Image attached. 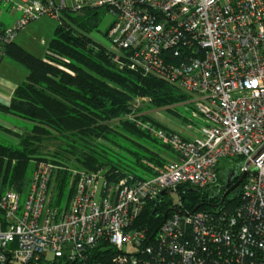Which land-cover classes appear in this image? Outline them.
<instances>
[{
  "label": "built area",
  "instance_id": "1",
  "mask_svg": "<svg viewBox=\"0 0 264 264\" xmlns=\"http://www.w3.org/2000/svg\"><path fill=\"white\" fill-rule=\"evenodd\" d=\"M6 6L19 17L1 44L43 16L59 23L63 10L105 9L107 28L91 36L119 64L186 93L198 121L161 126L132 112L174 159L143 180L72 170L60 212L50 207L56 167L37 163L22 191H0V264H264V0H0ZM229 170L244 176L232 210L173 202L184 187L221 192L218 172ZM163 199L174 205L168 218L154 231L134 227Z\"/></svg>",
  "mask_w": 264,
  "mask_h": 264
},
{
  "label": "trees",
  "instance_id": "2",
  "mask_svg": "<svg viewBox=\"0 0 264 264\" xmlns=\"http://www.w3.org/2000/svg\"><path fill=\"white\" fill-rule=\"evenodd\" d=\"M103 16L105 9L102 8L79 12L63 10L43 58L32 55L13 41L0 43L4 53L28 71L26 79L16 87L10 104L0 109L32 123L21 133L7 130L16 137L15 144L0 141V191L5 188L22 191L33 164L47 162L57 166L50 207L60 212L67 208L74 192L70 158L78 168L74 170L104 169V177L112 182L127 177L143 180L154 176L156 171L146 162L163 165L158 152L163 147L161 142L136 127L133 121L122 120L118 126L112 122L127 115L131 102L137 97H146L155 108H162L177 104L188 95L170 83L130 70L115 61V54L91 36L92 32L99 31ZM148 117L146 120H151ZM144 138L156 144V150L140 142ZM56 140L64 146L46 152L48 158L42 146ZM105 142L124 155L106 148ZM218 182L224 183L220 172ZM176 193L188 211L216 213L232 210L240 204L238 190L226 197L222 192L209 193L192 187H184ZM64 201L66 205L62 207ZM173 208L171 200L164 199L156 206L149 205L138 216L134 227L154 231L164 216H170Z\"/></svg>",
  "mask_w": 264,
  "mask_h": 264
},
{
  "label": "rangeland",
  "instance_id": "3",
  "mask_svg": "<svg viewBox=\"0 0 264 264\" xmlns=\"http://www.w3.org/2000/svg\"><path fill=\"white\" fill-rule=\"evenodd\" d=\"M110 19H111V17L108 15L103 16V19H101L99 26H98L99 34L104 32V30L107 28V25H108V22ZM57 25H58V22L55 19H51V18L46 17V16H43L37 20L31 21L30 23L25 25L24 28H22L21 30H19L17 32V34L20 35V37H21L20 43L22 44V46L24 47V49L27 52H29L32 55L39 57V58L43 57L46 53L48 42L53 38L54 30H55ZM187 100H188V98L185 97L184 100H182L181 102H179L177 104L169 105V106L162 107V108H155L151 104L150 99H148L146 97L145 98L137 97L131 102L130 111L127 113V115H124L122 117V119L117 118L116 120H114L112 122V124L114 126H118L119 125L118 123L122 120L131 121L129 118V115L132 112L135 113V118H137V119L141 118L142 120H146L147 117L149 116L148 117L149 119H151L155 124H157V123L161 124V126H163V124L166 123V121H165L166 119H168L169 121H171L173 119L179 120V121H184L190 117V118H192V120L194 122H197L198 120L193 119L191 114H195L198 116V113L196 112L195 107L191 103H187ZM13 116H12V118L10 117V122L12 123L13 126H16L18 128V129L16 128L17 133H21V131H23L24 129H29L31 127V125H32L31 122L24 120V119H21L17 116H14V117ZM3 133H4V136L0 137V141L6 142V143H11V144L12 143L15 144L17 142L16 137H14L10 133H8L7 130H4ZM140 142H143L144 144H146L150 148H154L153 151L156 150V148L154 146H157V145L156 144L152 145L151 144L152 142L147 140L146 138L140 140ZM161 144L163 145V147H161V149H159L158 152L164 160L163 165L162 166H156V165H153V164L148 163V162L145 163V164H148L149 166H151L154 171H157L158 169L166 166L168 163H170L174 159V156H173L170 148L163 143H161ZM103 145L106 148H108L109 150H111L112 152H114L115 154H118L121 156L124 155L121 150H119L117 147L113 146L112 144L105 142V143H103ZM61 146H64V144L61 141L56 140V141H51V142H45L44 145L42 146V150L44 151V153L53 152ZM46 156L48 157L49 154H47ZM236 162H237L236 159L233 160L232 162L222 160L219 162V165L221 168H224L226 166L235 165ZM69 165H70L69 169H72V170L78 169L77 166L74 164L73 158H70V164ZM35 166H36V163L33 164L32 168L30 170L29 176L34 171ZM55 167L57 168V166H55ZM102 170H103V173L106 172V170H104V169H102ZM223 173L224 172L221 171V178H222V180H225V175ZM70 174H71V181L73 183L72 186L74 188L75 179L72 176V172H70ZM54 189H55V178L53 177V187L51 190V197H50L51 201L54 197ZM170 196L172 197L173 202L176 203L177 202V195L175 193L171 192ZM62 205H63L62 207H64L66 205V202L64 201V203Z\"/></svg>",
  "mask_w": 264,
  "mask_h": 264
},
{
  "label": "crops",
  "instance_id": "4",
  "mask_svg": "<svg viewBox=\"0 0 264 264\" xmlns=\"http://www.w3.org/2000/svg\"><path fill=\"white\" fill-rule=\"evenodd\" d=\"M18 17V12L8 6L0 8V31L12 26ZM20 38V35L16 34L13 43L24 48L20 43ZM27 74L28 71L23 65L10 58L4 53V50L0 48V106L7 107L10 104L16 87L26 79ZM12 116L13 115L0 109V137L4 136L3 131L5 129L13 132H16L18 129L10 122V117L12 118ZM165 121V125H172V122L168 119Z\"/></svg>",
  "mask_w": 264,
  "mask_h": 264
},
{
  "label": "flooded vegetation",
  "instance_id": "5",
  "mask_svg": "<svg viewBox=\"0 0 264 264\" xmlns=\"http://www.w3.org/2000/svg\"><path fill=\"white\" fill-rule=\"evenodd\" d=\"M223 174L225 175V180L221 185V192L223 196H228L233 191H235L236 188H238V186L240 185V178L238 174L233 170L225 171ZM231 188L232 190H230Z\"/></svg>",
  "mask_w": 264,
  "mask_h": 264
},
{
  "label": "water",
  "instance_id": "6",
  "mask_svg": "<svg viewBox=\"0 0 264 264\" xmlns=\"http://www.w3.org/2000/svg\"><path fill=\"white\" fill-rule=\"evenodd\" d=\"M243 177H244V176L241 177L240 181L243 179ZM230 190H232V188H231Z\"/></svg>",
  "mask_w": 264,
  "mask_h": 264
}]
</instances>
